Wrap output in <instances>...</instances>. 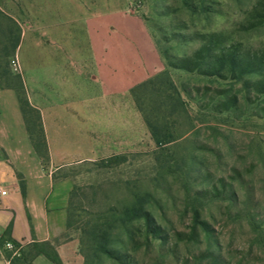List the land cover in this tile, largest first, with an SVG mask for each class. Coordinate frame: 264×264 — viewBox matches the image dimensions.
<instances>
[{"label":"rangeland","instance_id":"1","mask_svg":"<svg viewBox=\"0 0 264 264\" xmlns=\"http://www.w3.org/2000/svg\"><path fill=\"white\" fill-rule=\"evenodd\" d=\"M137 2L166 74L136 89L132 100L168 143L157 147L146 129L110 156L52 163L48 151L40 159L55 182L71 186L64 216L80 230L82 264H264V94L251 88L259 77L167 66L168 58L193 59L207 42L215 52L229 49L264 62V0L130 5ZM42 10L37 0H0V128L15 142L29 129L44 154L37 112L58 109L52 99L61 94L62 68L72 69L74 43L52 32L51 14ZM11 34L19 44L7 58ZM70 84L77 88L75 80ZM54 135L55 151H74L57 148L56 138L54 146ZM138 206L140 218L123 216ZM97 242L119 259L100 254Z\"/></svg>","mask_w":264,"mask_h":264},{"label":"crops","instance_id":"2","mask_svg":"<svg viewBox=\"0 0 264 264\" xmlns=\"http://www.w3.org/2000/svg\"><path fill=\"white\" fill-rule=\"evenodd\" d=\"M37 2L51 14L52 32L74 43L72 51L67 48L72 69L62 68L61 94L52 99L57 112L41 113L52 163L56 157L88 162L132 146L130 138L139 139L147 128L131 91L165 68L145 21L130 0ZM72 80L77 88L69 85ZM20 123L24 128L21 115ZM7 132L0 128V192H6L0 195V239L8 230L19 250L7 259L0 248V264H56L42 252H53L59 264H82L80 230L67 226L64 216L70 184L45 173L25 128L17 142ZM51 133L54 146L56 138L57 148L74 151H55Z\"/></svg>","mask_w":264,"mask_h":264},{"label":"trees","instance_id":"3","mask_svg":"<svg viewBox=\"0 0 264 264\" xmlns=\"http://www.w3.org/2000/svg\"><path fill=\"white\" fill-rule=\"evenodd\" d=\"M8 41L11 43L12 47H11V51L5 52V56L7 58H11V57H14L15 51L18 47L19 35L11 34L10 37L8 38ZM213 49H215V46H213L210 42H207L204 44L203 48H201L199 51L194 53L193 59L186 58V59L173 60L171 58H168L167 66L168 68L175 69V70H181L185 72L199 71L202 67H205L206 70L203 71V74L210 75V76H217L223 71H228V73L230 74H234V71H238L242 74H257V76L259 77V80L251 84L252 91H255V93L257 94H261V95L264 94V70L262 69V65L264 64V62L260 61L258 57L251 56L250 54L241 55L229 49L221 50L218 53V52H215ZM162 74H166V72L164 73L162 72ZM158 76L159 75L155 76L154 78H157ZM154 78L134 88L131 91V97L133 98V93L136 89L144 86L147 83H151ZM7 89H12V88L7 87ZM135 106L138 112L140 113L145 123V126L147 127L149 131L151 138L155 142V145L157 147H161L167 144L168 143L167 138L165 136H161L159 130L156 127H154V125L144 117L142 110L138 108L137 105ZM37 123L39 125L40 133L42 135L41 140L44 145V151H43L44 154L39 153L38 147L34 144L32 132H30L29 129H27V133H28L30 142L36 154L38 155L40 159L44 160L46 156H48L47 155L48 148H47L44 132L42 129L41 115L38 112H37ZM123 216L130 218L131 220L140 218L142 216V208L141 206H138V207H133L132 209L125 210L123 212ZM195 218L198 219L197 214H195ZM72 225H75V224L67 222V226L70 227ZM104 233H105L104 237H107V232H104ZM6 243H11L15 249L19 247L17 244L13 243L10 240L8 230L5 232L3 237L0 239V248L2 249L4 256L7 259H11L15 250L5 249L4 246ZM96 250L100 254H103L109 257L110 259H113V260L119 259L116 253L108 248L107 243L97 242ZM42 253L46 255L48 258H50L56 264H59V261L53 252L52 253L42 252ZM23 264H25V262Z\"/></svg>","mask_w":264,"mask_h":264},{"label":"built area","instance_id":"4","mask_svg":"<svg viewBox=\"0 0 264 264\" xmlns=\"http://www.w3.org/2000/svg\"><path fill=\"white\" fill-rule=\"evenodd\" d=\"M139 5H140L139 2H137V4H134L135 8H134V6L133 7L131 6V7L134 8V11L135 12H137L136 9L139 8ZM0 195L1 196H5L6 195V192L5 191H1L0 192ZM4 248L7 249V250H15L14 251V254L17 253L18 250H19V248H16L15 249L14 246L11 243H6L5 246H4Z\"/></svg>","mask_w":264,"mask_h":264}]
</instances>
